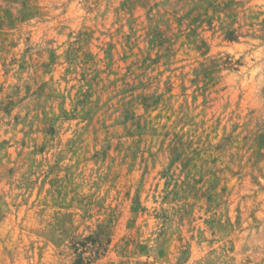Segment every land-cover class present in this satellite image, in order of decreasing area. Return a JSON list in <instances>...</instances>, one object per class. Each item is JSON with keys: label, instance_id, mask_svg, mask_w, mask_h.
<instances>
[{"label": "rangeland", "instance_id": "rangeland-1", "mask_svg": "<svg viewBox=\"0 0 264 264\" xmlns=\"http://www.w3.org/2000/svg\"><path fill=\"white\" fill-rule=\"evenodd\" d=\"M0 264H264V0H0Z\"/></svg>", "mask_w": 264, "mask_h": 264}]
</instances>
